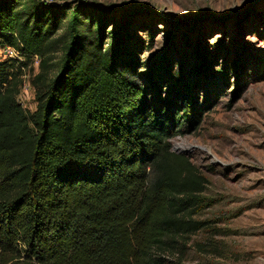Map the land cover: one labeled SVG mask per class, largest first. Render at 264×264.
I'll list each match as a JSON object with an SVG mask.
<instances>
[{
	"label": "trees",
	"instance_id": "obj_1",
	"mask_svg": "<svg viewBox=\"0 0 264 264\" xmlns=\"http://www.w3.org/2000/svg\"><path fill=\"white\" fill-rule=\"evenodd\" d=\"M65 8L0 0V49L25 60L0 61V264H185L204 185L172 140L211 102L184 68L140 79L126 50L104 51V14ZM36 56L30 112L18 97Z\"/></svg>",
	"mask_w": 264,
	"mask_h": 264
},
{
	"label": "rangeland",
	"instance_id": "obj_2",
	"mask_svg": "<svg viewBox=\"0 0 264 264\" xmlns=\"http://www.w3.org/2000/svg\"><path fill=\"white\" fill-rule=\"evenodd\" d=\"M32 1L104 14V51L126 50L123 56L138 62L140 79L184 68L199 103L211 102L198 129L172 140L173 151L190 159L204 185L205 206L197 218L205 228L191 238L184 262L264 264V0L25 3ZM98 23L92 24L94 31ZM64 33L63 27L57 37ZM61 57L58 43L52 65ZM17 59L25 61L19 52ZM38 59L28 61L21 75L18 101L30 112L38 105L33 85Z\"/></svg>",
	"mask_w": 264,
	"mask_h": 264
},
{
	"label": "built area",
	"instance_id": "obj_3",
	"mask_svg": "<svg viewBox=\"0 0 264 264\" xmlns=\"http://www.w3.org/2000/svg\"><path fill=\"white\" fill-rule=\"evenodd\" d=\"M17 58H18V51L16 50V48L10 46V47H4L0 49V60L6 61V60H11V59H17ZM36 61H37L36 62L37 64L40 63L39 59Z\"/></svg>",
	"mask_w": 264,
	"mask_h": 264
}]
</instances>
